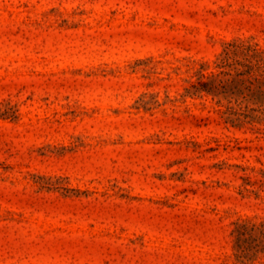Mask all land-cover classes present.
I'll use <instances>...</instances> for the list:
<instances>
[{
  "label": "rangeland",
  "instance_id": "1",
  "mask_svg": "<svg viewBox=\"0 0 264 264\" xmlns=\"http://www.w3.org/2000/svg\"><path fill=\"white\" fill-rule=\"evenodd\" d=\"M0 264H264V0H0Z\"/></svg>",
  "mask_w": 264,
  "mask_h": 264
}]
</instances>
